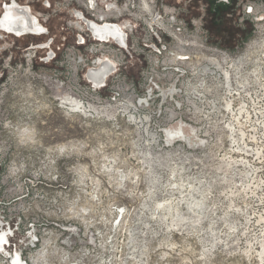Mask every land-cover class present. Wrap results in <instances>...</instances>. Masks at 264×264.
<instances>
[{"label":"rangeland","instance_id":"obj_1","mask_svg":"<svg viewBox=\"0 0 264 264\" xmlns=\"http://www.w3.org/2000/svg\"><path fill=\"white\" fill-rule=\"evenodd\" d=\"M248 2L261 6L258 21L241 20ZM179 3L204 14L219 47L233 52L252 43L247 84L210 87L214 102L200 103L201 115L162 119V128L186 123L185 133L202 145L162 141V150L146 151L151 129L68 113L47 69L9 76L0 204L33 264H264V0H235L215 13L209 0ZM50 30L58 33L60 23ZM31 234L40 239L33 250Z\"/></svg>","mask_w":264,"mask_h":264},{"label":"built area","instance_id":"obj_2","mask_svg":"<svg viewBox=\"0 0 264 264\" xmlns=\"http://www.w3.org/2000/svg\"><path fill=\"white\" fill-rule=\"evenodd\" d=\"M13 2L31 8L44 32L15 36L0 28V117L12 115L5 110L12 71L30 72L39 65L51 72L49 88L68 113L97 114L151 129L146 151L162 150V141L165 147L182 143L191 149L203 142L192 141L184 130L188 125L179 121L175 128H162V119L199 116L204 112L200 103L214 102L206 95L210 87L249 81L246 55L252 43L243 51L219 47L203 25L204 14L191 13L179 0H27L24 4L0 0L1 11ZM36 5L43 11H35ZM260 7L254 2L243 4L241 20L258 21ZM54 23L61 25L58 33L50 30ZM29 37L45 39L16 46ZM29 75L32 80L38 76ZM73 86L80 90L72 91ZM230 106V101L225 102L224 110ZM3 213L0 204V230L7 238L0 259L8 264L35 263L32 255L24 254L23 241L15 234L18 228ZM32 236L30 250L40 245L37 234Z\"/></svg>","mask_w":264,"mask_h":264},{"label":"bare ground","instance_id":"obj_3","mask_svg":"<svg viewBox=\"0 0 264 264\" xmlns=\"http://www.w3.org/2000/svg\"><path fill=\"white\" fill-rule=\"evenodd\" d=\"M0 28L15 36L24 34L39 35L44 28L31 17L28 8L5 7L4 14L0 18ZM7 241L4 230H0V248ZM18 257V254H16Z\"/></svg>","mask_w":264,"mask_h":264},{"label":"flooded vegetation","instance_id":"obj_4","mask_svg":"<svg viewBox=\"0 0 264 264\" xmlns=\"http://www.w3.org/2000/svg\"><path fill=\"white\" fill-rule=\"evenodd\" d=\"M15 3H16V2H13L11 6L19 8V7L17 6V4H15ZM234 3H235V0H209V3H208V9H209L210 13H211V12H214V13H215L216 10L220 11L221 9H224V8H227V7H230V6H233ZM11 6H9V7H11ZM29 10H30V11H29ZM2 11H3V10H2ZM28 11H29V14H30L31 17L36 18V17L32 14V12H31V8L28 9ZM3 14H4V12H3ZM3 14H2V15H3ZM1 17H2V16H0V18H1ZM36 20H37V18H36ZM37 22L40 24V21L37 20ZM10 34H12V33H10ZM24 35H26V34H24ZM28 35H33V34H28ZM20 36H22V35H20Z\"/></svg>","mask_w":264,"mask_h":264},{"label":"snow or ice","instance_id":"obj_5","mask_svg":"<svg viewBox=\"0 0 264 264\" xmlns=\"http://www.w3.org/2000/svg\"><path fill=\"white\" fill-rule=\"evenodd\" d=\"M41 31H44L43 29ZM81 43H83V40H81Z\"/></svg>","mask_w":264,"mask_h":264}]
</instances>
